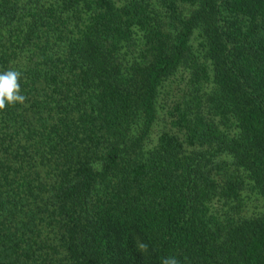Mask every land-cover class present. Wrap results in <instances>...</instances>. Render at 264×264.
<instances>
[{
    "label": "trees",
    "instance_id": "trees-1",
    "mask_svg": "<svg viewBox=\"0 0 264 264\" xmlns=\"http://www.w3.org/2000/svg\"><path fill=\"white\" fill-rule=\"evenodd\" d=\"M8 69L0 264H264V0H0Z\"/></svg>",
    "mask_w": 264,
    "mask_h": 264
},
{
    "label": "clouds",
    "instance_id": "clouds-1",
    "mask_svg": "<svg viewBox=\"0 0 264 264\" xmlns=\"http://www.w3.org/2000/svg\"><path fill=\"white\" fill-rule=\"evenodd\" d=\"M22 73L18 70L8 69L0 72V110L6 109L8 105L24 104L26 97L21 94ZM136 248L141 254L149 251V245L140 240L136 241ZM161 264H179L175 256H168L162 259Z\"/></svg>",
    "mask_w": 264,
    "mask_h": 264
}]
</instances>
